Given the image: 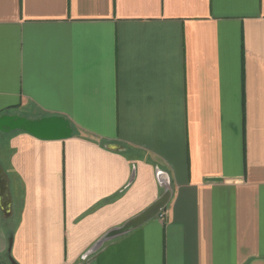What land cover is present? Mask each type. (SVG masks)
<instances>
[{
	"label": "crops",
	"instance_id": "obj_1",
	"mask_svg": "<svg viewBox=\"0 0 264 264\" xmlns=\"http://www.w3.org/2000/svg\"><path fill=\"white\" fill-rule=\"evenodd\" d=\"M1 115L70 134L0 130V264H264V0H0Z\"/></svg>",
	"mask_w": 264,
	"mask_h": 264
},
{
	"label": "water",
	"instance_id": "obj_2",
	"mask_svg": "<svg viewBox=\"0 0 264 264\" xmlns=\"http://www.w3.org/2000/svg\"><path fill=\"white\" fill-rule=\"evenodd\" d=\"M24 130L32 135L40 138H61L70 134V128L67 123L54 116L42 117L37 119H28L18 115H1L0 116V130ZM169 191L166 190L160 195L151 205L144 209L141 213L125 222L118 229H114L106 233L103 239L122 234L130 229H133L150 218L154 217L160 209L164 207L168 198ZM0 199L1 209L6 212L9 209V194L7 185V175L0 164Z\"/></svg>",
	"mask_w": 264,
	"mask_h": 264
}]
</instances>
